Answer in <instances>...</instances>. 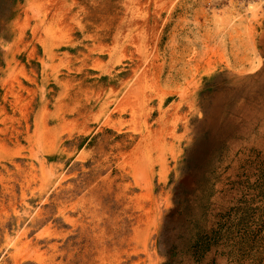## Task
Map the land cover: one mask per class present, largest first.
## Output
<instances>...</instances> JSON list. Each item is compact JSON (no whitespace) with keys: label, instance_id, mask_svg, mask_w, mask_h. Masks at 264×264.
<instances>
[{"label":"rangeland","instance_id":"1","mask_svg":"<svg viewBox=\"0 0 264 264\" xmlns=\"http://www.w3.org/2000/svg\"><path fill=\"white\" fill-rule=\"evenodd\" d=\"M263 106L264 0H0V264H264Z\"/></svg>","mask_w":264,"mask_h":264},{"label":"bare ground","instance_id":"2","mask_svg":"<svg viewBox=\"0 0 264 264\" xmlns=\"http://www.w3.org/2000/svg\"><path fill=\"white\" fill-rule=\"evenodd\" d=\"M261 110H263L264 111V106L261 108ZM241 133H242V131H241ZM253 261V260H252Z\"/></svg>","mask_w":264,"mask_h":264}]
</instances>
